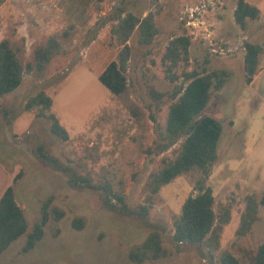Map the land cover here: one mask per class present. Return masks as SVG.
I'll use <instances>...</instances> for the list:
<instances>
[{"label":"rangeland","instance_id":"1","mask_svg":"<svg viewBox=\"0 0 264 264\" xmlns=\"http://www.w3.org/2000/svg\"><path fill=\"white\" fill-rule=\"evenodd\" d=\"M248 1L263 9L243 30L234 16L238 0H0V41L21 47L25 62L52 35L62 45L41 75L26 72L21 85L0 98V171L11 175L28 218L27 232L2 253L0 264H221L227 251L244 261L252 258L264 242V106L245 81L244 45L260 43L264 64V0ZM121 11L153 12L158 33L146 44L138 28L133 31L127 42V86L115 93L99 76L119 59L122 45L112 29ZM181 35L190 37V46L172 66L164 58L171 40ZM194 69L228 71L212 97L220 93L221 106L208 110L223 125L218 160L207 180L217 222L201 245H177L173 218L196 193L201 173L183 174L157 194L147 183L162 157L175 155L160 132L175 89ZM41 90L51 96V110L69 131L67 141L51 131L38 108H27ZM246 130L256 138L249 156L242 155L244 143L238 140ZM39 146L89 182L110 184L130 208L146 205L148 217L109 209L102 190L71 185L67 173L38 155ZM49 196L54 197L50 210L62 209L64 215L55 220L52 214L43 238L24 252L27 233ZM78 217L82 228L73 225ZM153 230L162 234L166 256L131 261L129 251Z\"/></svg>","mask_w":264,"mask_h":264},{"label":"trees","instance_id":"2","mask_svg":"<svg viewBox=\"0 0 264 264\" xmlns=\"http://www.w3.org/2000/svg\"><path fill=\"white\" fill-rule=\"evenodd\" d=\"M260 8L247 0H238L234 11L235 21L241 29H246L249 19H257ZM154 13L139 16L131 11L119 13L113 20V33L117 35L122 45L119 59L112 60L99 79L115 93L122 92L127 86L126 67L130 57L128 40L133 31L138 28L141 42L149 44L158 33ZM191 39L189 36H177L168 45L164 60H171L176 65L182 53L188 52ZM244 72L245 81L250 84L260 66V55L263 46L260 43L245 42ZM62 49L61 42L54 35L45 42L38 44L29 61H24L22 48L9 39L0 41V98L17 89L24 78V74L41 75L52 58ZM204 71L192 70L185 73L186 84L178 86L173 97L175 101L170 105L166 126L160 132L165 147L174 146V157H162L159 170L151 173L147 186L153 194H157L161 187L170 183L177 177L192 170H199L201 175L196 181V193L191 194L184 201L181 212L173 218V240L177 245L191 243L201 245L213 232L217 213L214 209L215 195L211 185L207 183L212 167L218 160V146L223 131L222 123L208 112L212 106L218 109L221 102L219 91L223 86V76L228 71L213 74L207 69ZM53 100L44 90L39 91L27 103V108H38V114L46 117L51 123V131L67 141L69 131L62 125L59 117L51 110ZM1 128V125H0ZM162 151V150H161ZM38 155L50 163L54 168L60 169L69 175V183L73 186L88 187L104 192L103 202L106 207L126 214H138L148 217V207L142 205L141 209H132L128 206L121 193L112 191L111 185L93 184L86 178L78 175L69 166L61 163L58 158L48 154L39 146ZM21 173H18L15 180ZM54 197L49 196L42 204L41 217L31 231L27 233L26 243L22 247L24 252L32 250L45 234V226L51 220L63 217L64 211L59 208L50 210ZM264 203V198L262 199ZM152 225V223H147ZM73 225L82 228L83 219L78 217ZM28 222L24 213V206L18 201L14 187L9 186L0 199V256L10 244L26 233ZM168 251L163 246L162 234L153 230L147 238L129 251V258L133 262L143 263L146 260H157L166 256ZM221 264H264V242L260 244L255 254L248 261H244L233 252H224ZM37 264V263H35Z\"/></svg>","mask_w":264,"mask_h":264},{"label":"crops","instance_id":"3","mask_svg":"<svg viewBox=\"0 0 264 264\" xmlns=\"http://www.w3.org/2000/svg\"><path fill=\"white\" fill-rule=\"evenodd\" d=\"M256 5L260 8V10L263 9V6H261V4L257 3ZM247 87L249 88L251 93L253 95H255L254 97H257V100H259L261 105L264 106V64H260L256 75L254 76L252 82ZM235 126H236V122H235ZM238 140L242 141L244 143L242 155L245 154V155L249 156V154L255 150L256 138H255L254 134H251L249 132V130H246L244 136L239 137ZM9 186H11V175L10 174L5 175L3 173V171H0V199ZM14 191H15V189H14ZM24 213H25V208H24ZM25 217H26L27 222H28V218H27L26 214H25Z\"/></svg>","mask_w":264,"mask_h":264},{"label":"bare ground","instance_id":"4","mask_svg":"<svg viewBox=\"0 0 264 264\" xmlns=\"http://www.w3.org/2000/svg\"><path fill=\"white\" fill-rule=\"evenodd\" d=\"M216 201V200H215ZM224 210V209H223Z\"/></svg>","mask_w":264,"mask_h":264},{"label":"built area","instance_id":"5","mask_svg":"<svg viewBox=\"0 0 264 264\" xmlns=\"http://www.w3.org/2000/svg\"><path fill=\"white\" fill-rule=\"evenodd\" d=\"M192 15V14H191Z\"/></svg>","mask_w":264,"mask_h":264}]
</instances>
